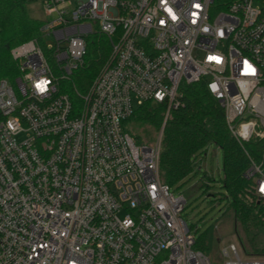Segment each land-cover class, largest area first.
<instances>
[{"label": "built area", "instance_id": "2783aa9c", "mask_svg": "<svg viewBox=\"0 0 264 264\" xmlns=\"http://www.w3.org/2000/svg\"><path fill=\"white\" fill-rule=\"evenodd\" d=\"M41 1L38 34L9 48L3 75L0 53V264H214L159 177L163 130L181 88L202 82L264 200V150L244 147L264 143V0ZM92 35L109 52L80 91ZM146 103L163 120L136 143L126 122ZM220 255L244 264L236 243Z\"/></svg>", "mask_w": 264, "mask_h": 264}, {"label": "trees", "instance_id": "16d2710c", "mask_svg": "<svg viewBox=\"0 0 264 264\" xmlns=\"http://www.w3.org/2000/svg\"><path fill=\"white\" fill-rule=\"evenodd\" d=\"M24 5L22 0H0V53L4 61H10L9 48L38 34L41 20L30 17ZM108 52L109 42L105 37L87 38L84 64L72 80L78 90L90 84ZM181 93V104L170 111L163 130L158 166L161 181L170 188L179 187L189 176L197 157L203 155L209 145L216 146L221 151L222 187L232 209V232L245 254L264 257V242L257 240L264 234V211L259 207L264 200L254 195L251 181L244 177L248 159L228 132L223 109L202 82L182 87ZM163 114L162 106L146 103L135 110L126 124L135 120L140 125L159 129ZM126 130L140 143L132 128ZM244 147L254 159H259L264 143L250 140ZM212 237V230L194 237L193 248L209 257Z\"/></svg>", "mask_w": 264, "mask_h": 264}, {"label": "rangeland", "instance_id": "374dc122", "mask_svg": "<svg viewBox=\"0 0 264 264\" xmlns=\"http://www.w3.org/2000/svg\"><path fill=\"white\" fill-rule=\"evenodd\" d=\"M24 8L30 17L46 18L41 0L26 2ZM43 41L45 46L51 42V39L46 36ZM6 63L10 65V61L5 60L3 62L2 75ZM81 68L73 72L71 80H74ZM63 83L67 82L64 81ZM126 128H132V131L139 136L138 142L140 143L152 142L159 131L157 127L140 125L135 120H131L126 124ZM20 138L21 136L17 137V139ZM221 179V151L216 146L209 145L205 153L197 157L195 165L185 182L177 188L171 187L172 192L175 194L181 193L186 199L185 209L181 214L182 218L191 227L195 238L208 230H212V248L209 257L214 264H222L223 259L220 251L229 243L237 244L238 254L244 264H249L253 260L264 262V257L247 255L238 245L236 236L232 232V209L225 197L226 192L222 187ZM259 205L264 211V202ZM257 240L264 242V234L260 235Z\"/></svg>", "mask_w": 264, "mask_h": 264}, {"label": "snow or ice", "instance_id": "6c2138e0", "mask_svg": "<svg viewBox=\"0 0 264 264\" xmlns=\"http://www.w3.org/2000/svg\"><path fill=\"white\" fill-rule=\"evenodd\" d=\"M210 59H217L218 60V58H216V57H210ZM38 87H41V86L38 85ZM41 89H43V88H41ZM262 190H264V189H262Z\"/></svg>", "mask_w": 264, "mask_h": 264}]
</instances>
